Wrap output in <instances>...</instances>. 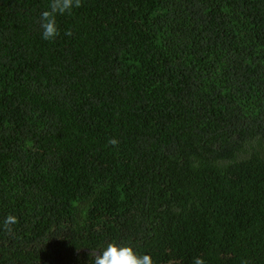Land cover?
I'll return each mask as SVG.
<instances>
[{"label": "trees", "instance_id": "16d2710c", "mask_svg": "<svg viewBox=\"0 0 264 264\" xmlns=\"http://www.w3.org/2000/svg\"><path fill=\"white\" fill-rule=\"evenodd\" d=\"M48 3L0 0V264H264V0Z\"/></svg>", "mask_w": 264, "mask_h": 264}, {"label": "clouds", "instance_id": "9594fccd", "mask_svg": "<svg viewBox=\"0 0 264 264\" xmlns=\"http://www.w3.org/2000/svg\"><path fill=\"white\" fill-rule=\"evenodd\" d=\"M82 6V0H49L46 10L42 11L39 17L40 28L42 29V39L54 41L60 35V27L57 17L60 15H71L75 8ZM73 33L69 29L65 35L71 36ZM108 144L118 146L119 140L115 137L108 139ZM3 228L11 232L12 226L19 223L18 217L8 214L3 220ZM89 256L93 259L91 264H155L150 254H141L136 251L131 244H121L117 241L109 242L102 249L91 248ZM192 264H206L203 257L193 258ZM241 264H249L247 259Z\"/></svg>", "mask_w": 264, "mask_h": 264}]
</instances>
